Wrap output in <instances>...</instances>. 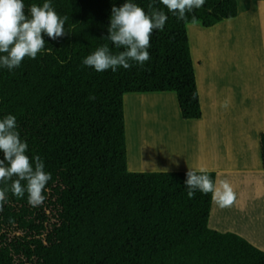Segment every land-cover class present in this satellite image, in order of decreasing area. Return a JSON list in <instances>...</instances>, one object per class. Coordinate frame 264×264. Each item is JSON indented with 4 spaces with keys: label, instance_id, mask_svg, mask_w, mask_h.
Segmentation results:
<instances>
[{
    "label": "trees",
    "instance_id": "1",
    "mask_svg": "<svg viewBox=\"0 0 264 264\" xmlns=\"http://www.w3.org/2000/svg\"><path fill=\"white\" fill-rule=\"evenodd\" d=\"M44 2L23 0L25 14ZM47 2L68 17L66 34L53 40L42 33L45 48L35 59L26 57L11 70L0 66V119L16 117L27 155H39L51 179L38 207L27 194L6 193L0 264H264V250L208 226L211 194L196 191L190 199L187 171L126 167L124 94L173 91L180 117L199 118L186 24L198 20L209 27L232 18L236 1L205 0L178 20L160 0H130L148 14L152 3L168 19L162 31L152 32L150 59L142 66L103 72L82 61L104 44L113 53L123 50L106 36L112 7L126 0ZM258 147L264 169V132ZM208 175L215 182L214 171Z\"/></svg>",
    "mask_w": 264,
    "mask_h": 264
},
{
    "label": "crops",
    "instance_id": "2",
    "mask_svg": "<svg viewBox=\"0 0 264 264\" xmlns=\"http://www.w3.org/2000/svg\"><path fill=\"white\" fill-rule=\"evenodd\" d=\"M235 1L237 11L232 18L222 19L209 27L201 26L198 20L191 22L197 32L214 30L217 55L214 59L209 58L221 61L206 64L195 54L189 33L192 24H186L202 110L199 118L180 117L173 91L124 94L125 110L128 96L133 109L139 110L145 102V108L140 112V115L144 114L140 123L144 124L130 127L128 131L125 127L126 167L129 171H188V167L214 171V181L227 180L236 193V200L227 209L212 201L208 226L220 232L236 233L264 250V191L251 197L238 186H245L251 178L258 179L259 188L264 184L260 179L264 178V169L260 165L258 147L259 133L264 132V95L259 98L255 93L253 96L244 92L236 94L237 87L232 86L231 81L237 86L241 79L244 87L246 75H240L238 79L237 74L227 75L223 71V63H228L227 57L223 56L224 47L229 42L235 45L243 39L252 40L254 44L260 43V52L264 49V0ZM204 65H210V68L204 70ZM199 67L202 69L198 70ZM260 67L264 69L263 61ZM261 75L264 78V73ZM225 100L229 101L227 108L221 106ZM171 109L175 110L173 117L167 113ZM250 111L255 112L252 115L246 113ZM257 201L262 206L259 211V205L255 206ZM230 212L233 218L227 215Z\"/></svg>",
    "mask_w": 264,
    "mask_h": 264
},
{
    "label": "clouds",
    "instance_id": "3",
    "mask_svg": "<svg viewBox=\"0 0 264 264\" xmlns=\"http://www.w3.org/2000/svg\"><path fill=\"white\" fill-rule=\"evenodd\" d=\"M160 3L178 20H184L187 13L202 7L205 0H160ZM24 8L23 0H0V66L9 70L19 67L26 57L35 59L44 50L42 33L53 40L66 34L64 25L68 17L61 18L47 0L42 6L32 4L27 15ZM148 9L150 14L130 0L120 7L114 5L106 38L117 49L123 50L113 53L108 44H104L87 55L82 61L83 65L103 72L108 69L116 71L118 67L129 69L132 62L142 66L148 61L150 55L147 49L152 32L162 31L168 19L165 12L155 8L152 3H149ZM221 106L227 108L229 101L225 100ZM0 150L3 152L0 182L5 184L0 189V212L3 211L8 191L17 198L27 194V201L33 207L42 205L44 189L51 179V173L45 171V164L39 155L32 158L27 155L28 145L20 138L14 115L0 119ZM184 185L190 199L196 191L205 195L210 193L212 201L221 208L232 206L236 200L231 184L227 180L214 183L205 168L188 167Z\"/></svg>",
    "mask_w": 264,
    "mask_h": 264
},
{
    "label": "rangeland",
    "instance_id": "4",
    "mask_svg": "<svg viewBox=\"0 0 264 264\" xmlns=\"http://www.w3.org/2000/svg\"><path fill=\"white\" fill-rule=\"evenodd\" d=\"M239 1V0H238ZM196 23V22H193ZM193 23H190L189 27V33L191 37V45L193 46L194 44V51L195 54L198 56H201L206 64H209V62L215 63V61H221V59H216L215 61L213 60L214 57L217 55L216 51L217 47L215 44V41L213 40V33L214 30L209 31H203L201 30L200 32L195 31V25ZM205 32H207L208 35H205ZM188 37V34H187ZM196 40V41H195ZM190 43L188 39V44ZM260 43L254 44L252 40H246L243 39L241 42L238 44H229L224 47V52L223 56L227 57L228 63H223V71L227 73V75L231 74H237L238 79L240 78V75H246L248 78V81L245 77L244 82L245 85L244 87L242 86V81L239 79L240 83L239 85L236 86L234 82L231 81V85L236 88V94H242V92L246 94H252V96L257 94L259 98L263 97L264 93V78L262 77V73H264V69L260 67L261 61H263L264 65V49L262 52H260L259 48ZM215 49V50H214ZM191 56V54H190ZM212 57V58H209ZM210 68V65L206 66L204 65V70ZM202 69L201 67L198 68V70ZM250 77L252 80H249ZM262 77V78H261ZM252 81V83H251ZM234 96V93H232ZM130 97H126L127 101V108L125 110L124 114V128L127 127V131L129 130L130 127H137V125H143L144 122L140 123L142 120V116L140 115V112L143 110L141 108H145V102L141 105L140 109H133L132 103L129 102ZM124 103H125V97H124ZM130 104V105H129ZM125 106V105H124ZM161 111H163L161 109ZM160 111V112H161ZM255 111H250L246 112L247 114L252 115ZM168 114H170L171 117L174 116L175 110L171 109V111H167ZM126 131V129H125ZM138 146V145H137ZM140 147V146H138ZM251 182H248L245 186H241L240 184L238 185L240 189H243L245 191H248V195L252 197V195L259 194L261 191H264V178L261 177L260 179L262 180V185H258V179L251 178ZM244 187V188H243ZM254 199V198H252ZM261 202L257 201L256 205H259L257 211L260 210L262 206H260ZM225 209H227L225 207ZM229 217H232L231 212L227 213ZM237 224L236 222H232V224Z\"/></svg>",
    "mask_w": 264,
    "mask_h": 264
}]
</instances>
